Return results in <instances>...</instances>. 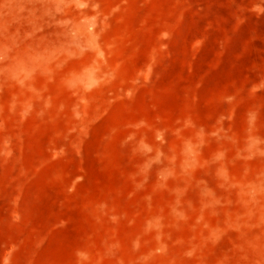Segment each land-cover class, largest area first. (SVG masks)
Masks as SVG:
<instances>
[{
	"label": "rangeland",
	"instance_id": "1",
	"mask_svg": "<svg viewBox=\"0 0 264 264\" xmlns=\"http://www.w3.org/2000/svg\"><path fill=\"white\" fill-rule=\"evenodd\" d=\"M0 264H264V0H0Z\"/></svg>",
	"mask_w": 264,
	"mask_h": 264
}]
</instances>
